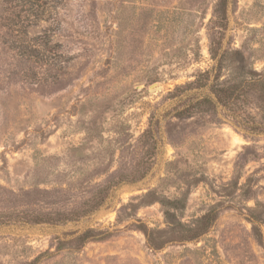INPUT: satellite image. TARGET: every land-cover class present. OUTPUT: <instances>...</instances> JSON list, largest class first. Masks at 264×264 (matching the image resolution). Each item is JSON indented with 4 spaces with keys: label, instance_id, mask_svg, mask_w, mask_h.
<instances>
[{
    "label": "rangeland",
    "instance_id": "374dc122",
    "mask_svg": "<svg viewBox=\"0 0 264 264\" xmlns=\"http://www.w3.org/2000/svg\"><path fill=\"white\" fill-rule=\"evenodd\" d=\"M219 1L26 5L50 49L0 56V264H264V0Z\"/></svg>",
    "mask_w": 264,
    "mask_h": 264
},
{
    "label": "trees",
    "instance_id": "16d2710c",
    "mask_svg": "<svg viewBox=\"0 0 264 264\" xmlns=\"http://www.w3.org/2000/svg\"><path fill=\"white\" fill-rule=\"evenodd\" d=\"M30 2L31 0H2L3 7L0 12V56L6 52L12 53L11 56L14 58L13 61L15 62L5 61L9 64L15 63L16 66H20L25 56L30 54V52H39L41 48L44 50L50 49V29H45L43 31L44 37L34 39L29 35V27L37 24L38 21L42 19V15H51L53 6L50 7L52 9L51 12L50 8H46L44 5L42 7L37 5V8H34L35 6L33 5L31 8H25ZM219 2L221 7L224 6V12H222L223 14L225 13L229 0H220ZM211 43L212 57L217 61V68H220L228 51L224 50L221 52V47L213 48L214 44H217L216 42L211 40ZM26 61H28L27 58ZM46 63L48 64V62ZM218 77L219 75L216 74L215 81ZM40 81L41 80L35 79L36 83H40ZM228 97L229 95L225 96V98ZM220 99L221 97L219 95V100ZM168 215L173 218L175 217L170 213H167V217ZM179 226L183 225L179 224ZM89 233L90 231H87L83 235L79 236V240L87 238ZM156 246L160 247L161 245Z\"/></svg>",
    "mask_w": 264,
    "mask_h": 264
}]
</instances>
